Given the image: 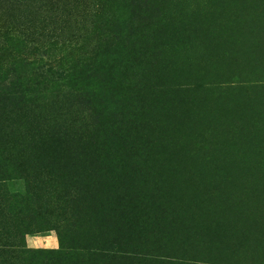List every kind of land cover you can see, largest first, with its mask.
I'll list each match as a JSON object with an SVG mask.
<instances>
[{
  "label": "rangeland",
  "instance_id": "obj_1",
  "mask_svg": "<svg viewBox=\"0 0 264 264\" xmlns=\"http://www.w3.org/2000/svg\"><path fill=\"white\" fill-rule=\"evenodd\" d=\"M12 74L42 89L0 101L12 122L25 111L54 140L108 144L61 153L36 181L85 241L74 264H264V0H0V77ZM5 169L24 217L31 179ZM24 244L41 254L27 264H49L58 231L32 227Z\"/></svg>",
  "mask_w": 264,
  "mask_h": 264
},
{
  "label": "trees",
  "instance_id": "obj_2",
  "mask_svg": "<svg viewBox=\"0 0 264 264\" xmlns=\"http://www.w3.org/2000/svg\"><path fill=\"white\" fill-rule=\"evenodd\" d=\"M41 95L39 83L21 79L17 74L0 77V101H16L19 106H23L37 102ZM24 113L25 111L21 112L15 122L5 113H0V160L5 170L17 171L31 179V187L27 191H32L28 197L31 206L24 208L26 214L20 217L21 211L15 214L12 209L14 200L5 194L6 186L0 180V264H27L35 256L41 255L40 252L26 249L24 234L32 227L39 229L49 223L58 231L60 249L52 254L46 253L44 257L49 256V259H45H48L49 264H74V249H85L82 247L85 241L64 229L61 220L55 216V211L51 212L55 203H50L49 199L55 194L54 189L36 181L44 175H57L55 165L61 153L68 154L73 160L79 155H90L99 147L107 148L108 144L97 143L98 139L89 137L81 130L72 133L71 140L75 143L73 146L66 137H56L54 140L52 131L45 129L44 124L36 117L25 116ZM69 163L72 164L71 161ZM125 193L124 184L111 186L110 200L116 202L117 208L123 204ZM117 213V216L120 215V210ZM102 215L107 217L104 212ZM122 252L124 251L118 248L115 253L119 259H123L120 255Z\"/></svg>",
  "mask_w": 264,
  "mask_h": 264
}]
</instances>
